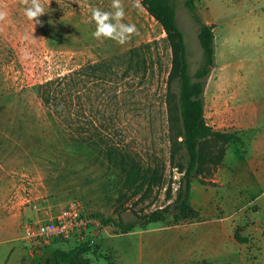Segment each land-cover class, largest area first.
I'll return each mask as SVG.
<instances>
[{"label": "rangeland", "instance_id": "obj_1", "mask_svg": "<svg viewBox=\"0 0 264 264\" xmlns=\"http://www.w3.org/2000/svg\"><path fill=\"white\" fill-rule=\"evenodd\" d=\"M185 1L175 5L194 74L203 51ZM195 2L215 27L205 116L214 130L242 135L243 149L246 138L264 130V0ZM166 38L141 0H0V264H58L55 251L78 242L57 241L38 253L23 239V225L72 199L102 223L97 235L93 228L86 233L93 239L87 255L93 264H264V179L245 171L238 144H229L227 162L237 177L229 182L214 164L220 144L206 145L204 172L192 183L195 205L206 196L200 219L130 232L119 227L159 209L173 219L184 186L188 159L178 141L177 97L168 89L172 50ZM138 47L146 65L135 71L122 56ZM101 61L108 66L99 77L88 71L61 85L57 102L65 114L80 113L97 126L93 134L161 170L162 184L139 195L126 192L124 174L40 96L41 84Z\"/></svg>", "mask_w": 264, "mask_h": 264}, {"label": "trees", "instance_id": "obj_2", "mask_svg": "<svg viewBox=\"0 0 264 264\" xmlns=\"http://www.w3.org/2000/svg\"><path fill=\"white\" fill-rule=\"evenodd\" d=\"M141 2L149 14L163 26L167 34L166 39L172 50V68L168 79V89L169 92H175V99L177 97L176 109L182 124V132L179 136L182 140L178 141L183 145L188 160L187 166L181 171L184 186L179 192L176 209L172 215L173 219L169 218L168 210L159 209L143 216L141 221H121L119 227L125 232L133 231L138 226L143 228L150 223H180L186 220L200 219V212L192 206L190 199L192 183L204 172V165L209 156L206 145L210 140H215L220 144L214 160L217 168L224 160L227 146L243 142L242 135L236 132L214 130L207 123L205 117V90L207 81L216 65L214 25L208 24L202 19L195 0L185 1V6L197 25L198 38L203 51L199 68L194 74H191L184 33L177 20L175 0H141ZM140 49L139 47L133 48L122 56L128 60L130 69L135 71H140V64L146 65L145 59L140 61L138 58ZM134 61L136 62L135 66L133 65ZM107 64V61L97 62L68 75L49 80L39 86V92L45 106L58 115L69 129L76 132L84 143L95 149L109 164L124 174L123 187L126 192L135 196L150 190L154 185L162 184L161 170L153 166H144L139 159L124 148L106 141L99 132V134H93V130H98L97 126L93 124L88 126L86 121L80 118V113L75 114L74 118L70 113L65 114L56 98V93L61 85L72 82L75 78L87 74L88 71L99 77L98 71L107 67ZM171 94L173 95V93ZM112 221L103 220L102 222L107 225ZM66 241H75L78 244L68 251L56 250L54 256L58 264H93L87 256L94 249L92 239L72 238L61 242Z\"/></svg>", "mask_w": 264, "mask_h": 264}, {"label": "built area", "instance_id": "obj_3", "mask_svg": "<svg viewBox=\"0 0 264 264\" xmlns=\"http://www.w3.org/2000/svg\"><path fill=\"white\" fill-rule=\"evenodd\" d=\"M101 226V221L86 210L81 200L72 199L44 218L25 222L23 239L32 250L40 253L57 241L92 239L86 238V233L93 228L90 233L97 235Z\"/></svg>", "mask_w": 264, "mask_h": 264}, {"label": "crops", "instance_id": "obj_4", "mask_svg": "<svg viewBox=\"0 0 264 264\" xmlns=\"http://www.w3.org/2000/svg\"><path fill=\"white\" fill-rule=\"evenodd\" d=\"M207 23L210 24L211 22L208 21ZM205 107H206V104H205ZM205 111H206V109H205ZM253 135L254 136H252V138H250L251 139L250 141H249V139L246 138V144L243 147V149H241V147L243 146V143H244V137H243V142L239 143L238 145H240V146L236 149L239 150V153H243L246 155L247 162L245 165V171H247V173L250 176H254V177L264 179V130H262V131L257 130L254 132ZM234 145H236V144H234ZM230 149H231V146L229 145L227 147V151H226L224 160H223L222 164L218 167L219 168V174L218 175H220V177L225 179L227 182L233 181V179L235 177L231 173V169H232L231 165L229 164V162H227ZM225 168L227 169V173H226ZM235 178H237V177H235ZM236 185L239 187V183L236 182ZM193 193H194V187L192 189V195L191 196H193ZM204 199L206 200V196L204 197ZM204 199H203V197L199 198L197 205L194 204V200L192 197L190 199L192 206L197 211L200 212L201 216L203 215L202 205H203Z\"/></svg>", "mask_w": 264, "mask_h": 264}]
</instances>
